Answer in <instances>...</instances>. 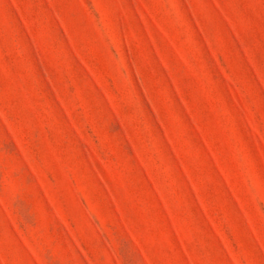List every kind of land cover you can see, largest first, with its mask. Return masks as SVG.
Listing matches in <instances>:
<instances>
[{"label":"rangeland","instance_id":"1","mask_svg":"<svg viewBox=\"0 0 264 264\" xmlns=\"http://www.w3.org/2000/svg\"><path fill=\"white\" fill-rule=\"evenodd\" d=\"M0 264H264V0H0Z\"/></svg>","mask_w":264,"mask_h":264}]
</instances>
